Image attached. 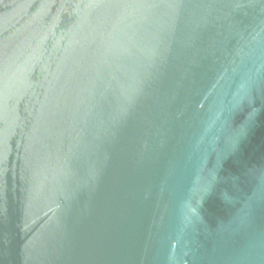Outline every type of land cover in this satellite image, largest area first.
<instances>
[{
	"label": "water",
	"instance_id": "95a60500",
	"mask_svg": "<svg viewBox=\"0 0 264 264\" xmlns=\"http://www.w3.org/2000/svg\"><path fill=\"white\" fill-rule=\"evenodd\" d=\"M0 264H264V0H0Z\"/></svg>",
	"mask_w": 264,
	"mask_h": 264
}]
</instances>
